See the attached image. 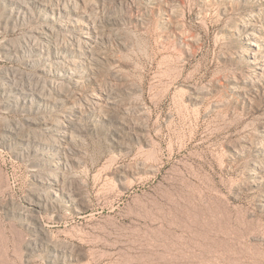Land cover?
<instances>
[{
  "label": "rangeland",
  "instance_id": "rangeland-1",
  "mask_svg": "<svg viewBox=\"0 0 264 264\" xmlns=\"http://www.w3.org/2000/svg\"><path fill=\"white\" fill-rule=\"evenodd\" d=\"M24 1L0 0V264H264V0Z\"/></svg>",
  "mask_w": 264,
  "mask_h": 264
},
{
  "label": "bare ground",
  "instance_id": "bare-ground-1",
  "mask_svg": "<svg viewBox=\"0 0 264 264\" xmlns=\"http://www.w3.org/2000/svg\"><path fill=\"white\" fill-rule=\"evenodd\" d=\"M20 1H21V2H20ZM33 1H34V2H37L38 0H33ZM19 2L21 3V7H22V8H24V9H25V8H27V9L29 8V5H28V2H27V1L19 0ZM62 6H63V5H62ZM70 7H71V6H70ZM64 8H65V7H64ZM64 8H63V9H64ZM57 9H58V8H57ZM75 9H76V8H75ZM60 10H61V9H60ZM76 10H77V9H76ZM50 12H51V13H52V12L55 13L54 11H52V7L50 8ZM89 23H90V22H89ZM60 24H61V23H60ZM60 24H59V25H60ZM61 25H63V24H61ZM42 29H43V28H42ZM52 30H53V26H52V25H47V26L43 29V31H41V33H43V34L49 36V35L52 34V32H53ZM45 37H46V36H45ZM37 39H38V37H37ZM43 41H44V40H43ZM38 43H39V42H38ZM44 43H45V42H44ZM54 44H55V43H54ZM28 46H29V45H28ZM30 46H31V45H30ZM32 46H33V45H32ZM43 46H44V45H43ZM49 46H50V45H48V47H49ZM36 47H37V45H36ZM41 47H42V45H41ZM57 47H58V46H57ZM79 47H80V46H79ZM26 48H27V47H26ZM43 48H45V47H43ZM51 48H52V47L49 48V52H50V49H51ZM53 48H54V47H53ZM80 48H81V47H80ZM83 48H84V47H83ZM24 49H25V48H24ZM29 49H30V48H29ZM75 49H76V48H75ZM84 49H85V48H84ZM45 50H46V49H45ZM59 50H60V49H59ZM86 50H88V49H86ZM28 51H29V50H28ZM57 51H58V50H57ZM88 51H89V50H88ZM37 52H38V53H37L38 55L42 56L44 50L38 48V49H37ZM51 52H52V51H51ZM55 52H56V50H55ZM44 53H45V52H44ZM55 54H56V53H55ZM79 54H80V53H79ZM49 55H50V53L48 54V56H49ZM84 55H85V54H84ZM40 56H39V57H40ZM56 56H57V55H56ZM36 58H37V57H36ZM83 59H84V58H83ZM56 61H57V60H56ZM76 61H77V60H76ZM74 62H75V61H74ZM53 63H54V62H53ZM57 63H58V62H57ZM59 63H60V62H59ZM62 63H63V62H62ZM79 63H80V62H79ZM84 63H85V62H83V64H84ZM83 64H82V65H83ZM48 65L51 66L52 64H48ZM68 65H69V64H68ZM73 65H76V63L73 64ZM78 65H80V64H78ZM71 69H72V68H71ZM48 70H49V69H48ZM55 90H56V89H55ZM58 90H59V89H58ZM21 91H22V90H21ZM61 92H62V91H61ZM30 93H31V92H29V94H30ZM50 93H51V90H50ZM18 94H19V93H18ZM19 95H20V94H19ZM39 96H41V95H39ZM46 96H47V95H46ZM51 96H52V95H51ZM62 96H63V95H62ZM95 96H96V94H95ZM97 96H98V95H97ZM31 97H32V96H31ZM42 98H43V97H42ZM46 98H47V97H46ZM46 98H45V99H46ZM51 98H52V97H51ZM49 99H50V98H49ZM74 110H75V109H74ZM60 124H61V122H60ZM63 124H64V123H63ZM56 125H58V124H56ZM61 126H62V125H61ZM66 127H67V126L64 125L63 130H61V131L63 132V134L67 132V131H66V130H67ZM61 128H62V127H61ZM54 129H55V128H54ZM57 134H58V133H57ZM67 134H69V133H67ZM71 136H72V135H71ZM59 139H60V138H59ZM60 163H62L63 166H64L66 162L60 160ZM53 175H54V174H53ZM50 176H51V175H50ZM50 176H49V177H50ZM54 177H55V176H54ZM55 179H57V178H55ZM48 180H49V179H48ZM56 181H57V180H55V181H53V182H52V181H49V182H50L51 185L53 184L54 186H56V185H58V182H59V181H58V182H56ZM60 185H61V184H60ZM59 187H60V186H59ZM56 190H57V189H56ZM57 194H58V193L55 192V195H57ZM42 200H43V199H42ZM44 200H45V199H44ZM47 201H49V200H47ZM78 201H79V200H78ZM78 201L73 199L72 203H73V205L75 206V208H76L78 211H80L82 208H81V206L79 205V202H78ZM36 202H37V201H36ZM34 203H35V202H34ZM45 203H46V202H45ZM45 205H46V204H45ZM35 207H40V203H39V204L37 203V204L35 205ZM35 211H36V210H35Z\"/></svg>",
  "mask_w": 264,
  "mask_h": 264
}]
</instances>
